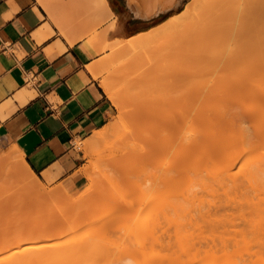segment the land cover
Instances as JSON below:
<instances>
[{
  "label": "bare ground",
  "instance_id": "1",
  "mask_svg": "<svg viewBox=\"0 0 264 264\" xmlns=\"http://www.w3.org/2000/svg\"><path fill=\"white\" fill-rule=\"evenodd\" d=\"M144 1L149 3L146 10L142 11L139 8L140 0H127L128 9L137 16L148 17L160 10L168 8L171 6L170 4L176 5V3H178L177 1L172 2L171 0H160L157 2H153V0ZM199 1L200 0H190L183 9L168 16L150 29L124 39H117L112 42L110 46L116 45L117 49L121 51H130L143 44V35L147 34L149 31L152 32L154 38V36H158L170 29L176 28L180 24H187V26L191 25L192 27L199 28L198 38L205 42L211 41L223 24L229 26L230 33L234 38L236 35L237 37L243 35L246 37L249 36L246 38L250 39L248 42L252 41V37L257 40L256 36L264 32V0H204L205 5H202V2L200 5L203 6L202 12L196 14V16L194 15V18V16L191 15V8L197 6ZM39 2L45 7L49 6L44 0H39ZM89 2L94 9H97V11L99 9L108 17L113 15V11L107 0H89ZM223 7L226 10V15L220 16ZM114 22L115 21H112L110 23V27L114 25ZM245 31H247L246 34ZM251 33H253L252 36ZM226 51L227 50H225V52ZM180 53L181 52L177 50V48L173 49L172 56L175 55L173 61H175L176 64L173 65L171 70L176 75L177 61L181 57ZM252 53L251 49L244 47L234 49L227 54L223 53L222 57L226 54L229 56L227 58L235 60L241 56L244 58L246 56L248 57V55ZM263 54L264 50H259L256 51L255 56L259 58ZM260 61L262 64H259L255 69H249L241 80L234 84L231 83L226 86L220 85L218 87L211 86L208 89H202L198 93L199 97H202V99L194 105L195 109L189 108L187 105L175 106L174 103H172L171 109L167 111L165 121H158L159 123L157 122L154 124L157 130L152 128L153 133H151L152 131L150 132L152 136L143 137V140L145 139L146 142L149 141L150 147H148V145L144 147L142 144H138V146L134 144L136 147H132L130 151L119 153L113 158L110 156V159H107L105 165H107L108 168L111 166L109 170H101L102 172L96 175H92L88 171L87 174L91 179V187L87 192L81 195L79 199L77 198L78 200L59 195L56 191V193L54 192L55 194L52 192L49 193L48 196L53 195L54 197V195H56V197L60 198L51 203H47V205H43L46 208L44 210L45 212L46 210H51L49 213L46 212V214H50L49 219H46L45 217H47V215H45V219H40L34 231L44 235L45 232L51 230L50 227L52 222L57 223L56 225L60 226L63 230H72V227H76L83 222L82 218L84 215L82 214H84L86 210H90L89 212L93 213L95 209L97 211L98 207H107L105 206V200H103L102 196L107 197L110 193H106L105 195L100 194V192L96 190L97 184H99L98 182H103V184L107 183V186L110 184L111 187L113 185L117 193V191H119L117 187H122L120 191H125L124 189H127V187H132L134 190L138 188L139 190V188H142L140 185L143 186V184H146L148 181L151 183L148 179H151L152 176V178H154L153 185L151 184L150 186V184H148L149 187H147L149 192H153V195L154 193L160 194V192L163 194L166 193L167 195L165 194L164 197H160L162 198L161 201H159V196L161 194H156L158 197L155 195V198H153L152 195L150 196L153 198H150V201H153L151 205L152 210H150L149 213L147 212V215L150 216V225L147 223L148 216H146V220L144 219L145 214L143 217L140 216L141 218H139V221L142 222V227L138 224L139 228L145 231L146 228L144 229V223L146 224L147 231L149 229L148 226L150 227L151 238H149L151 241L149 244V239L147 237V244H144V240L146 241V239L143 234H146L147 231L146 233L143 232V234L140 233L141 235L139 234L142 239L136 240L139 239L136 238L135 242L132 240L136 244V246L134 245L136 249L134 247L130 248V251H127L130 253L126 252V255H130L132 251L134 254L137 252L136 256H134V254L130 255V257L133 255L135 259H137L136 257L138 255L141 256H138L139 259L136 260L140 262H135V264H264V214L262 217L259 216V214L261 215L264 213L263 57L260 58ZM255 76L259 79H256ZM104 88L117 106L118 114L110 123L107 130H96L91 138L89 137V139H86L81 144V147L84 149H87L90 144L105 138L108 130L111 128L113 129L127 112L126 104L129 102L128 97L106 82L104 83ZM173 101L174 100H172V102ZM192 109H194L195 115L193 112L191 114ZM189 113L193 118L190 116L191 119L188 120L187 116H189ZM186 120L189 126L187 134L182 137L178 135L177 130L180 129L182 126L181 124L187 123ZM248 120H252L253 123L252 121L251 124L247 123L246 121ZM135 126L133 125V127ZM135 128H133L131 132L126 133V135L133 136V132H136L134 131L136 130ZM139 134L141 133L139 132ZM199 149L201 152L199 154L197 153V155L194 154V151ZM148 150H152L154 153ZM172 150L175 151V154ZM233 151L238 152L236 154H231ZM170 152L174 155H169ZM157 154L163 155H159L161 159H157L159 158L155 156ZM6 156L8 157L7 159L11 158L13 161L15 167L13 170L17 172L15 174H18L17 177L20 178H18L19 180L29 187L38 186L34 182L37 180L36 176L31 173L23 161H21L22 156L15 145L7 148ZM245 156H247V158L244 160V163H242L243 168L235 172H230V170L227 169L228 166L233 167V164L239 159H243ZM159 165L163 166L162 169H164L166 173L164 178L157 175L158 171L155 174L156 170H159V168L156 169L155 166L157 167ZM212 166L214 167L211 168ZM182 167L186 169H182ZM178 168L179 170L185 171L180 170L178 172L177 170V174L175 169ZM172 170H175L174 173H169ZM162 172L163 170H161L159 174ZM190 174H193L192 178L196 176V182H200L201 184L191 185V183L194 182L190 179ZM181 182L182 185L180 184ZM120 183L122 184L120 185ZM146 185H144V187ZM217 185H219L220 188H218ZM110 188H108V190H111ZM104 189H106V187H104ZM120 191L117 193L120 196H123L126 192ZM114 194L115 192L112 193V195ZM110 195L109 199L111 197ZM114 196L116 197V195ZM123 199L120 201L121 204H125V199ZM131 203H128L130 208L135 205L133 204L132 206ZM136 204L138 203L136 202ZM146 204H148V201ZM112 207L113 205L111 208ZM34 208L35 206L31 208V211ZM57 209L59 213L56 211ZM115 211L117 212V210ZM34 213V216H38L36 211ZM97 214L98 212H96V215ZM150 214H153V216ZM160 214L165 215L168 219L167 223L164 225L162 221H160ZM96 215L91 216L92 218H89L90 221L84 218L86 221L90 222L89 224L92 227L95 226L96 233L89 232L86 236H83V238L76 236L75 238L71 237L73 238L72 241L66 243L68 245H66V247H68L67 251L63 249L64 252L66 251L64 253L65 259H61V254H58L60 260H57L58 257H52L53 259L49 257L51 256L49 255V251L51 250H48L47 247H49L50 244H37L42 238L41 236L40 238L35 234L36 239L37 237L39 238L35 240L32 239V237L29 238L30 235L28 234L29 237L22 239L20 233L22 230V232H24V230L26 232V229H22L24 226H22V224L15 225L16 223H11L9 229L7 226L4 231L5 236L9 238L10 236L12 238L18 237L16 243L19 244L22 243L19 237L22 241L29 240V243L31 239L35 242L31 246L33 250L31 249L32 252L29 251V247L18 248L6 256H0V260L17 262V264H20L22 259H24L27 264H133L135 260H129V256L120 255L119 257L128 258H121L123 259L122 261L120 258H117V256H114L115 254L119 255L117 250L119 248L122 249V247V251L125 253L126 247L127 245L129 246L130 242L126 244L125 247L122 246V243L120 244L118 241H115V237L112 238L109 234L111 230H107L109 227H104L105 225H103V227L99 228V224H101L99 221H101V219L99 218L100 215L97 218L95 217ZM170 215L172 218L169 217ZM30 216H32L31 213ZM27 219H29V217ZM33 219L34 218H32V220ZM45 220H47L46 223H44ZM171 220L174 224V230L169 233L168 227L171 226ZM32 227H34V225L30 228ZM63 230L58 231L55 237L57 238L64 234ZM97 231L99 233H97ZM164 232L166 233L165 238L167 237V241L163 240L165 235ZM124 233H126V231H124ZM128 233L129 232L122 235L125 236ZM116 235L119 236V234ZM45 238L48 239L49 236H45ZM120 241L128 243L126 241L130 240L121 239L119 242ZM120 245L122 247H120ZM58 246L62 247L60 242ZM164 247L166 249L169 248L168 250H164ZM61 249L62 248H60V250ZM122 251L120 253H122ZM149 254L150 256H148ZM46 256L49 257L50 261H48L49 259ZM117 259L118 262L120 260L121 263H118L116 261Z\"/></svg>",
  "mask_w": 264,
  "mask_h": 264
},
{
  "label": "crops",
  "instance_id": "2",
  "mask_svg": "<svg viewBox=\"0 0 264 264\" xmlns=\"http://www.w3.org/2000/svg\"><path fill=\"white\" fill-rule=\"evenodd\" d=\"M96 12L100 19L92 22L91 5L45 7L39 0H0V138L17 147L38 185L22 182L25 196L0 197V256L19 247L18 237L4 232L11 224L7 216L12 206H20L16 210L23 215L22 239L53 237L61 227L52 222L46 235L34 231L50 214H38L36 224L30 222L28 205L60 198L48 196L51 192L69 197L89 188L77 175L84 155L76 142L90 137L118 112L104 88L108 43L146 31L139 26L127 31L134 18L124 8L116 12L125 22L116 19L111 28L108 16ZM20 237V248L32 244ZM20 264L27 262L22 259Z\"/></svg>",
  "mask_w": 264,
  "mask_h": 264
},
{
  "label": "rangeland",
  "instance_id": "3",
  "mask_svg": "<svg viewBox=\"0 0 264 264\" xmlns=\"http://www.w3.org/2000/svg\"><path fill=\"white\" fill-rule=\"evenodd\" d=\"M44 1H46V3L49 4L50 7L52 5L61 4V3L70 4L71 6H75V7H78V6L81 7L83 5H86V6L91 5L89 0H44ZM157 1H160V0H153V2H157ZM165 1H170V0H165ZM171 1L172 2L177 1L178 3H176V5L170 4L171 6H169L168 8H166L164 10H160L152 16L149 15L148 17H140V16L135 15L133 12H131L128 9L127 0H120V5H118V6L111 4V1L108 0V3L111 7V10L113 11V15L111 17L109 16L107 18L108 19V28H111L110 23L112 21H115L116 19H119V21H121L123 23L125 22V20L123 18L119 17V15L116 12L117 10L120 11L121 9L124 8V10L126 11V15L134 18L131 21V23H129V25H127L128 28L126 27L128 32L132 33L133 31H135L138 28V26L144 27V29L147 30L150 27L154 26L155 24L163 21L168 16H170V15L180 11L181 9H183V7H185V5L190 0H179V1L178 0H171ZM148 4L149 3H147L146 1L140 0L139 8L142 11H144L147 9ZM201 4L205 5L204 0H200L197 3V6L191 8V11H192L191 15L192 16H194V15L196 16V14H199L202 12L203 6H200ZM94 10L95 9L91 6V20H92V22H95L96 20L100 19V13L99 12L95 13ZM225 11L226 10L223 7L222 13L220 14V16L226 15ZM193 12H197V13H193ZM195 16H194V18H195ZM199 31H200L199 28L192 27L191 25L187 26V24L186 25L180 24L176 28L170 29V30H168L162 34H159L158 36H154V38H153L152 32L149 31L147 34L143 35L144 36L143 37L144 38L143 44L141 46L133 49V50H130V51H121V50L117 49L116 45H113V46L111 45L112 46L111 47L110 44H112V42H114V41L108 43V46H107L108 47V54L106 55L108 65H107L106 73L103 77V80L106 83L114 86L117 90L122 92V94H125V96L128 97L129 102H127V104H126L127 112L122 116L120 121L117 123V125L114 126L113 129L111 128L108 130L107 135H105V138L100 139V140L90 144L88 146V148L85 150L83 148H81V144L86 139H89V137L84 139V140H78L76 142V146L83 151V155H84V164L79 169L77 175L79 176V179L87 182L86 187L88 186V184H89V188L91 187V185H90L91 179H90V176L87 174V172L89 171L92 175H96L99 172L101 173L102 171L109 170L111 168V166L108 168V166L105 164H106L107 159L108 158L110 159V156H111V158H113L116 155H118L119 153L130 151L132 149V147H136V146H138V144L139 145L142 144V145H144V147H146L147 145H148V147H150L149 141L146 142L145 139L143 140V137L152 136L151 133H153V129H156V127H154L155 126L154 124L157 123L158 121H161V122L165 121V119L167 117V115H166L167 111H169L171 109L170 107L172 106L171 105L172 103H174L175 106H186L187 105V106H189V108H194V105L200 99H202V97H199V95H198V93L202 89H208L211 86L218 87L220 85L226 86V85L231 84V83L234 84L235 82L241 80V78L244 76V74L249 69H255L256 67H258L259 64H262L260 61V58L263 57V59H264V54L259 58H256L255 54H256V51L264 50V32H262L261 35L256 36L257 40H255L254 37H252L251 38L252 41L248 42V40H250V39H246V38L249 36L246 37L245 35H243L245 37H243V36L237 37V35H236V37L234 38L233 35L230 33L229 26L228 25L226 26L225 24H223L222 27L219 29V32H217L216 36L211 41L205 42V41H201L198 38L199 37L198 36ZM246 33H247V31H245V34ZM252 35H253V33H251V36ZM145 36H146V38H145ZM244 47L247 49H251V51L253 53L251 55H248V57L246 56L244 58L241 56L235 60H231V59L227 58L229 56L226 54L229 53L230 51H232L234 49L244 48ZM174 48H177V50H179L182 53V55L180 53L181 57L179 56L180 59L177 61V71L175 72V73H177V75L174 74L173 71L171 70L173 65L176 64V62L173 61V57H175V55L172 56ZM225 50H227L228 52L227 51L225 52ZM222 52L226 53L223 57H222V54H223ZM228 60H230V61H228ZM256 70H258V69H256ZM256 79H259V78L256 77ZM123 97H124V95H123ZM172 100H174V101L172 102ZM191 106H193V107H191ZM194 109L191 110V114H192V112L194 114ZM189 111H190V109H189ZM117 114H118V112L116 114H114L111 117V119L109 120V122L106 125H104L100 130H103V131L107 130L108 127L110 126V123L116 118ZM191 114L189 113V116H187L188 120L193 118V116ZM190 116H192V117L190 118ZM251 121L252 120H248L246 122L251 124ZM135 122H136L137 127L135 126ZM252 123H253V121H252ZM188 124L189 123L187 121V123L181 124L182 125L181 127L179 126L180 129L177 130L178 135H181L182 137H184L187 134V130H188V126H189ZM133 125L136 128L133 127ZM133 128L136 129V130H134L136 132H133V136H131V135L127 136L126 133L131 132L133 130ZM139 132L141 134H139ZM135 134H137V135H135ZM138 134H139V136H138ZM91 136H90V138H91ZM133 142H135V143H133ZM11 146H13V144H10L8 141L2 140L0 138V197H20V196L26 195L25 191L22 189V185H23L22 181L19 180L20 179L19 177H17L18 174L17 175L15 174L17 172L15 170H13V169H15V167L12 164L13 162H12L11 158L7 159L8 157L6 156L7 148L11 147ZM174 150H172V151H174ZM148 151H152V150H148ZM171 152L169 153V155L175 154V151L173 152L174 154L173 153L171 154ZM194 152H195L194 154L197 155V153L199 154L201 152V150L199 149V150H196ZM237 152L238 151H233L231 154H233V153L236 154ZM148 153H150V152H148ZM152 153H154V151H152ZM253 153H254V151H253ZM159 155L163 156L162 154H159ZM159 155L158 154L155 155V156L159 157L157 159H161L160 158L161 156H159ZM246 158H247V156H245L243 159H239L235 164H233L234 166L231 165L233 167L228 166L227 169H229L230 172H235V171L243 168L242 163H244V160H246ZM151 159L154 161V159L152 157H151ZM153 163H155V162H153ZM153 163H152V165H153ZM108 165H109V163H108ZM162 167L163 166H160V165L157 167L155 166L156 169L159 168V170L158 169L156 170L155 174L158 171L157 175L162 176L164 178V175L166 173H165L164 169H162ZM213 167L214 166H212L211 168H213ZM182 169H186V168L182 167ZM220 169H221V167H220ZM161 170H163V172H162L163 174L162 173L159 174L161 172ZM175 170H176V172H177V170L179 172L181 169L179 170V168H178ZM175 170H172L170 172L168 171V172L174 173ZM181 171H185V170H181ZM178 172H177V174H178ZM173 175H175V174H173ZM192 175L193 174L189 175V176H191L190 179H192L194 182V183H191V185L201 184L200 182L199 183L196 182L197 177L193 176V178H192ZM159 178H161V177H159ZM163 178H162V181H163ZM180 178H182V177H180ZM151 179L150 178L148 179L151 181V183L148 181L149 183L147 182L146 183L147 185L146 184H143V186L140 185V187H142V188L141 189L139 188V190H138V188H136L137 190L136 189L134 190V188H132V187H127L128 190L124 189L125 191L127 190L125 192L123 190L120 191L122 189V187H120L121 188L120 189L119 187L116 186L117 190H119L120 192H125L124 195H126V196H124L122 193H120L124 196V199H125L124 203L125 204L120 203V201L123 199V196H120L119 194H117V193H119V191H117V193H116L113 185L111 187L110 184H108V186H107V183L103 184V182H98L99 184H97V188H96V190L98 192H100V194H102V195H105L106 193L111 194V195L108 194L107 197L102 196L103 200H105V204H106V205L105 204H103V205H105L107 207L103 208V206H101L100 207L101 209L98 207L97 211H96V209L93 211L94 215H96V212H98V214L95 216L96 218L100 215L99 218L101 219L102 222L99 221L101 224H99V222H98V224L100 225L99 228L103 227V225H105L104 227H109V228H107V230H109V231L111 230L109 232L111 237L112 238L115 237L114 240L118 241V243H120V244L122 243L123 244L122 246L126 247V244H129V242H130L129 246L127 245V247H126L125 253H124V251H122L123 247L120 245V247H122V249L119 248L120 250L119 249L117 250L119 252V255L115 254L114 256L115 257L117 256V258H120V259L124 258V257H119L120 255L129 256L128 257L129 260L130 259H132L133 261L135 260L133 264H135V262H138L136 260L139 259L138 256L139 257H141V256L138 255L136 257L137 259H135V258H133V255L130 257L131 254H134L132 249H131L132 252L130 255H126V252L130 251V248L134 247V245L136 246V244L134 243L135 239L139 238L136 240H140V238H141L140 235L143 234V232L146 233V231H147V227L145 226L146 225L145 223H144V229L146 228L145 231H143L141 228H139V226L142 225V222L139 221V218L143 217V215L145 214L144 219L146 218V216H148L147 217V220H148L147 223H148V225H150V216L147 215L150 212V210H152L151 205H152L153 201H150V200L155 198L156 194L157 195L161 194L159 196V198L164 197V195L166 194V193L163 194L160 192V194L154 193V195H153V192L152 193L149 192V190L147 189V187H149L148 184H150V186H151L154 178H152V176H151ZM181 181H183V180H181ZM145 182H146V180H145ZM121 184L122 183H120V185ZM180 184L182 185V182ZM144 185H146V186L144 187ZM217 186H218V188H220L219 185H217ZM99 187L101 188V190ZM104 187H106V189H104ZM89 188L86 191H85L86 188H84L83 190H81L79 192V194L71 195L69 197H71L73 200H76L77 198L79 199L81 197L79 195L81 193H83L84 191L87 192L89 190ZM108 188H110L111 190H108ZM103 190H104V192H103ZM132 190H134L135 192ZM146 191H148V192H146ZM114 192H115L114 195H116V197L114 195H112V193H114ZM109 195L111 196L110 199H109ZM151 195L153 196V198L150 197ZM138 200H139V202H138ZM140 200L142 201V203ZM146 200L148 201V204H146L147 203ZM161 200H162V198L159 199V201H161ZM164 201H165V199H164ZM111 202H113V203H111ZM126 202H127V204H126ZM131 202H134V203H131ZM136 202L138 204H136ZM128 203L129 204L131 203L132 206H133V204H135V205L130 208ZM33 205L35 206V208L32 209V211H31V208L34 207ZM112 205H113V207L111 208ZM145 205H146V207H145ZM138 206H139V209H138ZM12 207H13V209L10 212L9 217L7 216V218L9 219L8 221H10V223H14V224L16 223L15 225H17L23 220V215H22L21 211L16 210V208H20V206H12ZM28 207H29L28 213H31L32 217L34 219H36V217H37L36 215H35L36 217L34 216L35 211H36L37 215L38 214H46V212L49 213L51 211V210L50 211L46 210V212H45L44 210L46 208L42 205L41 206L42 209H41L40 205H37V203L28 205ZM36 208H38V209H36ZM114 209L117 210V212ZM33 210H34V212H33ZM56 211L59 213L58 209ZM89 211L90 210H86L85 211L86 213L84 212V214H82V215H84V217L82 218L83 222L81 224H79L80 226L77 225L76 227H72V230L71 229L70 230L69 229H66V230L60 229V231L63 230L64 234L65 233L66 234L65 235L62 234L57 238L55 237L56 235L52 238L49 237L48 239L45 237H42V238L40 237L41 239L38 241L37 244H40V243L46 244V245L50 244V246L47 247V249L51 250V251H49V255H51L49 257L51 259H53L52 257H55V258L58 257L57 260L58 259L60 260V256L58 254H61V256L63 257V258L61 257V259H65L64 253L67 251V248H68V247H66V245H67L66 243L71 242L72 239L75 238V236L83 238V236H86L89 232L96 233L95 226L92 227L89 224L90 223L89 218L91 216H94L93 213L89 212ZM103 212H105V213H103ZM144 212H146V213H144ZM106 213H107V215H106ZM151 213H152V211H151ZM263 214L264 213H262L261 215L259 214V216L262 217ZM46 215H48V214H46ZM150 215L153 216V214H150ZM159 217H160V221H162L163 225L167 223L168 219L166 218L165 215L160 214ZM169 217L172 218L171 215ZM84 218L86 220H89V221H86ZM142 220H143V218H142ZM263 221H264V219H263ZM33 222H35V221L33 220ZM170 223H171V226L168 227L169 233L173 232V230H174L173 221L171 220ZM138 224H139V226H138ZM99 228H97V229H99ZM148 228L150 229L149 226H148ZM126 229H128V230H126ZM149 229H148L146 234H143V235H145L144 238L146 239V241L143 239L144 244L148 241V239H149L148 243L151 241V239H150L151 238L150 237L151 236V234H150L151 230H149ZM65 231H67L68 233ZM124 231H126V233L129 232L130 234L128 233L127 235L123 236L124 234H126V233H124ZM97 233H99V232L97 231ZM116 234H119V236H117ZM122 236H123V238H122ZM165 236H166V233L164 235L163 240L167 241V237L165 238ZM71 237H73V238H71ZM147 237H148V239H147ZM33 239L37 240L39 238L37 237V239H36V237H34ZM121 239H124V240L128 239L130 241H126L128 243H125L124 241L119 242V240H121ZM171 239H172V236H171ZM59 242H60L62 247L58 246ZM34 243L35 242L32 241V244L30 246H26V247L30 248V249L29 248L28 249L31 252L33 250L31 248V246ZM56 243H58V244H56ZM18 246H19L18 248L21 247L20 244H18ZM54 246L57 248H55ZM22 247H24V246H22ZM60 248H62V249L60 250ZM134 248L136 249V247H134ZM168 248L167 249L165 248L164 250H168ZM63 249H65L66 251L64 252ZM29 251H27V252H29ZM52 251H54V252H52ZM121 251H122V253H120ZM55 253H56V255H55ZM127 253H130V252H127ZM136 253L134 254V256H136ZM52 255H54V256H52ZM148 256H150V254ZM49 257H47V258L49 259ZM126 258L127 257H125L124 259H126ZM48 259H45V260H48ZM113 259H116V258H113ZM122 260L123 259H121V261ZM48 261H50V259ZM116 261L118 262V259ZM121 261L119 260L120 263H121ZM138 263H136V264H138ZM128 264H130V263H128Z\"/></svg>",
  "mask_w": 264,
  "mask_h": 264
},
{
  "label": "flooded vegetation",
  "instance_id": "4",
  "mask_svg": "<svg viewBox=\"0 0 264 264\" xmlns=\"http://www.w3.org/2000/svg\"><path fill=\"white\" fill-rule=\"evenodd\" d=\"M110 1H111V4L113 5H116V6L120 5V0H110Z\"/></svg>",
  "mask_w": 264,
  "mask_h": 264
}]
</instances>
